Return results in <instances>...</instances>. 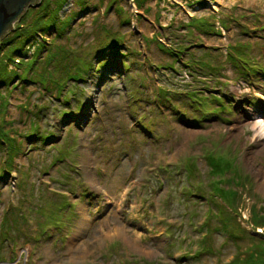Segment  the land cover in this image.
Masks as SVG:
<instances>
[{
	"label": "rangeland",
	"instance_id": "374dc122",
	"mask_svg": "<svg viewBox=\"0 0 264 264\" xmlns=\"http://www.w3.org/2000/svg\"><path fill=\"white\" fill-rule=\"evenodd\" d=\"M143 1L42 0L15 31L45 29L14 61L0 51V134L18 147L0 149V233L19 221L0 264H230L252 239L221 230L225 185L264 242V77L249 75L264 74V0ZM214 153L236 183L213 181Z\"/></svg>",
	"mask_w": 264,
	"mask_h": 264
},
{
	"label": "trees",
	"instance_id": "16d2710c",
	"mask_svg": "<svg viewBox=\"0 0 264 264\" xmlns=\"http://www.w3.org/2000/svg\"><path fill=\"white\" fill-rule=\"evenodd\" d=\"M143 3H145V0L143 1ZM140 4L142 5V3ZM36 21L37 22L35 24L26 25L29 27V29L25 27L24 23H20V24H23L24 26L22 28L18 26L15 32L9 34L5 38V40H3V43L1 44L2 48H0V51L3 52L9 47L11 48L14 47L15 51H17V52H14V51L10 52V49H9L10 54L8 52H5L4 57L8 58L9 61H14L15 53L23 55L25 51L24 50L25 46L28 43L33 42L36 39L38 32L45 29V28H42L43 26L40 23L41 20L38 17L36 18ZM70 21L71 19L69 20V23ZM3 47H5L4 50H3ZM120 48H121L120 45L117 44L116 51L114 52L115 56L120 55L118 52ZM174 53L175 51L172 54L175 55ZM104 54L100 53V55H102L101 59L105 58ZM106 62L107 60H104L102 64L103 67L105 66ZM91 67L93 68L94 66L89 65L88 69L90 70ZM7 69H8L7 65H5L4 67L2 66V64H0V87H2L5 84H8V80H10L4 74L6 73ZM258 73L259 72H254L256 77L259 78L262 75V73L260 74ZM71 79L78 82V81L83 80V76L79 72L75 76L71 77ZM72 94H74V92H72ZM34 130L35 132H37L39 131V128L34 126ZM50 137L51 135H49L47 138H50ZM13 142H14V138L13 139L10 138L9 133L0 134V149L1 147L3 148L8 147V154L10 156H12L13 152H16V150L18 151V147L16 143L15 142L13 143ZM206 159L210 167V174H211V177H213V181L216 180L217 176H220V178L223 177V180L228 183L230 182L236 183L235 178L234 179L227 178L228 174H233L231 170L232 163L230 161H226L222 157H217L215 153L206 155ZM7 162L12 165V161L10 160V158L7 159ZM194 163L195 162L191 160V158H189L188 164H187L189 167L186 166V168L188 169L187 171L190 172L189 174H192L193 172L191 171V167L192 166L194 167ZM224 181L219 180V182H217L218 186L223 185L222 183ZM225 186H226L225 188H222L221 186L218 188V190H220V192L223 193L224 199L228 201L226 206H222L223 211H221V213L216 216L220 220L221 230L224 229V232L228 235V239L230 240L240 239V236H243V235L245 237L250 236V238L252 239V247L249 248L246 255L243 256V254H240L239 256H236L230 264H264V242H262L257 237L251 236L250 233L241 226V224L238 222V219L236 218V215H234V211L228 212L227 207L231 209L230 205L234 206L235 204H237L238 192L236 191V189H233L232 187H230V185H225ZM238 206L239 205H237L233 210L238 209ZM18 222H19L18 219L10 218L9 215L7 214L2 224V227H1L2 231L0 233V239L2 238L4 241H8L12 239V234L15 231V229H17L16 225H18ZM252 226L254 228V231H257L258 229H261V228L264 229V212L259 211L256 208L252 211Z\"/></svg>",
	"mask_w": 264,
	"mask_h": 264
},
{
	"label": "water",
	"instance_id": "95a60500",
	"mask_svg": "<svg viewBox=\"0 0 264 264\" xmlns=\"http://www.w3.org/2000/svg\"><path fill=\"white\" fill-rule=\"evenodd\" d=\"M42 0H0V44L15 32V25L22 15L32 7H38Z\"/></svg>",
	"mask_w": 264,
	"mask_h": 264
},
{
	"label": "bare ground",
	"instance_id": "6f19581e",
	"mask_svg": "<svg viewBox=\"0 0 264 264\" xmlns=\"http://www.w3.org/2000/svg\"><path fill=\"white\" fill-rule=\"evenodd\" d=\"M256 116L259 117L260 115ZM254 130L257 131V134L255 136L257 141H259L260 143H264V120L257 119V121H255L254 123Z\"/></svg>",
	"mask_w": 264,
	"mask_h": 264
}]
</instances>
